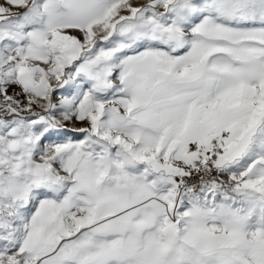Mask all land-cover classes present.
Masks as SVG:
<instances>
[{
	"label": "snow or ice",
	"instance_id": "1",
	"mask_svg": "<svg viewBox=\"0 0 264 264\" xmlns=\"http://www.w3.org/2000/svg\"><path fill=\"white\" fill-rule=\"evenodd\" d=\"M0 264H264V0H0Z\"/></svg>",
	"mask_w": 264,
	"mask_h": 264
}]
</instances>
